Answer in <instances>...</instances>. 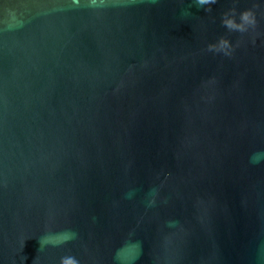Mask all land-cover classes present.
Here are the masks:
<instances>
[{
  "label": "water",
  "instance_id": "water-1",
  "mask_svg": "<svg viewBox=\"0 0 264 264\" xmlns=\"http://www.w3.org/2000/svg\"><path fill=\"white\" fill-rule=\"evenodd\" d=\"M68 254L264 264V0H0V264Z\"/></svg>",
  "mask_w": 264,
  "mask_h": 264
},
{
  "label": "clouds",
  "instance_id": "clouds-1",
  "mask_svg": "<svg viewBox=\"0 0 264 264\" xmlns=\"http://www.w3.org/2000/svg\"><path fill=\"white\" fill-rule=\"evenodd\" d=\"M217 0H195V4L198 8L215 4ZM206 12L211 11L210 8H204ZM232 13L228 12L222 14L221 24L230 32L245 33L249 28H255L256 18L252 10L246 9L239 14V22L234 18L235 9H230ZM207 50L214 53H222L224 56L230 57L233 53V47L231 43L221 37L217 43L207 45ZM59 264H80L79 258L73 254H68L60 259Z\"/></svg>",
  "mask_w": 264,
  "mask_h": 264
}]
</instances>
